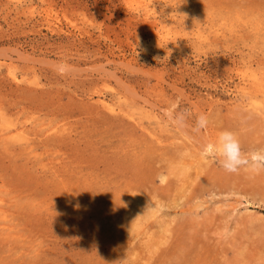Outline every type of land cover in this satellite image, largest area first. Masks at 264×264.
Listing matches in <instances>:
<instances>
[{
    "label": "rangeland",
    "instance_id": "obj_1",
    "mask_svg": "<svg viewBox=\"0 0 264 264\" xmlns=\"http://www.w3.org/2000/svg\"><path fill=\"white\" fill-rule=\"evenodd\" d=\"M257 152L264 0H0V264H264Z\"/></svg>",
    "mask_w": 264,
    "mask_h": 264
},
{
    "label": "clouds",
    "instance_id": "obj_2",
    "mask_svg": "<svg viewBox=\"0 0 264 264\" xmlns=\"http://www.w3.org/2000/svg\"><path fill=\"white\" fill-rule=\"evenodd\" d=\"M206 124V116L201 115L198 117L197 125L199 128L205 127ZM202 156L220 157L221 165L229 172H235L239 166L246 163L241 153L239 141L230 131L221 132L216 143H208L203 149ZM252 160L258 165H264V154L254 153Z\"/></svg>",
    "mask_w": 264,
    "mask_h": 264
},
{
    "label": "bare ground",
    "instance_id": "obj_3",
    "mask_svg": "<svg viewBox=\"0 0 264 264\" xmlns=\"http://www.w3.org/2000/svg\"><path fill=\"white\" fill-rule=\"evenodd\" d=\"M181 169V168H180ZM182 171L184 172L185 171V169H182ZM148 211V210H147ZM156 213V210H154V209H151V210H149V212H147V214L148 215H150V216H152V215H154ZM144 216V215H143ZM143 219H145V218H143ZM163 222H166L165 220H163ZM169 222H171V220L169 221ZM165 223H162V225H164ZM170 224V223H169ZM167 225V224H166ZM168 226H171V224L170 225H168ZM160 228H162V227H160ZM169 228V227H168ZM165 230H167V229H165Z\"/></svg>",
    "mask_w": 264,
    "mask_h": 264
}]
</instances>
